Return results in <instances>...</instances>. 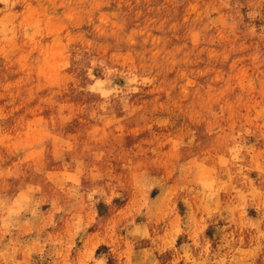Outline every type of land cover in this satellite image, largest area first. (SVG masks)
Masks as SVG:
<instances>
[{
  "label": "rangeland",
  "instance_id": "374dc122",
  "mask_svg": "<svg viewBox=\"0 0 264 264\" xmlns=\"http://www.w3.org/2000/svg\"><path fill=\"white\" fill-rule=\"evenodd\" d=\"M0 264H264V0H0Z\"/></svg>",
  "mask_w": 264,
  "mask_h": 264
}]
</instances>
